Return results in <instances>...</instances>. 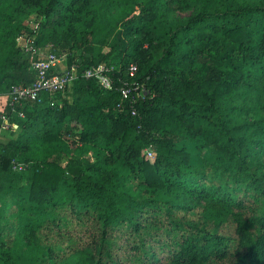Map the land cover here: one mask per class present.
<instances>
[{"label":"trees","instance_id":"16d2710c","mask_svg":"<svg viewBox=\"0 0 264 264\" xmlns=\"http://www.w3.org/2000/svg\"><path fill=\"white\" fill-rule=\"evenodd\" d=\"M22 34L112 81L2 107L0 264H264V0H0V93Z\"/></svg>","mask_w":264,"mask_h":264},{"label":"built area","instance_id":"2783aa9c","mask_svg":"<svg viewBox=\"0 0 264 264\" xmlns=\"http://www.w3.org/2000/svg\"><path fill=\"white\" fill-rule=\"evenodd\" d=\"M16 44L29 55V64L34 78L26 85L14 84L6 92L0 93V130L13 127L9 116L2 111L3 106L7 105L11 111H16L19 117H23V113L16 110L17 105L39 100L44 92L62 91L79 74L84 75L86 78H97L105 88L111 85L112 76L110 71L112 68L110 66L100 64L96 68L89 67L79 71L75 64L67 67L65 63L64 67L59 70L58 67L65 59V54L48 52L46 48L33 44L31 38L24 34L16 37ZM136 69L135 64H130L128 66L129 74L133 75ZM119 89L123 99L129 97L130 87L127 82H122ZM147 153L152 155L150 150Z\"/></svg>","mask_w":264,"mask_h":264},{"label":"rangeland","instance_id":"374dc122","mask_svg":"<svg viewBox=\"0 0 264 264\" xmlns=\"http://www.w3.org/2000/svg\"><path fill=\"white\" fill-rule=\"evenodd\" d=\"M191 10L192 9H189V10H186V11H181V12L177 11V12H175V14H177V15H187V14L190 13ZM33 16H34V14L30 15L29 16V20H26L25 23L28 24V25L31 24L30 21L33 19ZM31 25L33 26L34 24H31ZM65 63H66V60L64 59L61 62V64L59 65V68H63ZM16 133H17V130L14 129V127H12L11 129H2V130H0V141L1 142H6L9 139L13 138L16 135ZM227 224L228 223H223L222 224L223 230H225V231H229V226ZM222 264H225V263H222Z\"/></svg>","mask_w":264,"mask_h":264},{"label":"crops","instance_id":"0c3cea01","mask_svg":"<svg viewBox=\"0 0 264 264\" xmlns=\"http://www.w3.org/2000/svg\"><path fill=\"white\" fill-rule=\"evenodd\" d=\"M1 142V141H0Z\"/></svg>","mask_w":264,"mask_h":264}]
</instances>
